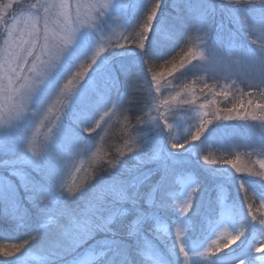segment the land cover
<instances>
[{
  "label": "snow or ice",
  "instance_id": "1",
  "mask_svg": "<svg viewBox=\"0 0 264 264\" xmlns=\"http://www.w3.org/2000/svg\"><path fill=\"white\" fill-rule=\"evenodd\" d=\"M188 2L192 7L189 31L195 35L188 36L186 47L180 50L178 62L175 58L166 60L160 71L146 69L145 75L152 72L151 79L147 81L149 87L155 82V93H159L161 79L165 75L171 76L186 64L191 65L188 71L193 74L214 71L227 51L229 57L235 56L237 64L250 70V79L258 83L249 86L258 88L259 93L255 100L251 98L253 93H247L249 99L242 100L239 106L233 104L223 119L244 120L250 117L264 125V0H227L226 3L220 0L219 11L226 15L228 23L232 25L231 29H227V50L224 35L218 33L214 41L212 38L209 17L210 13L217 11L215 0H201L194 7L191 0ZM100 7L107 8L109 5ZM165 7V0H155L150 9L147 7L141 31L136 33L138 40L131 41L143 53V64L153 59H163L156 53L167 43H175L174 29L165 16ZM39 8L44 10L42 17L38 15L36 4L25 9L20 0L0 3V26H6L8 36L5 47L0 49V93L10 101L15 98L14 119L19 121L0 123V154L9 157L0 159V168H7L9 176L18 177L21 187L28 193L23 198L26 203L22 202L17 186L0 175V203L4 205L0 209V217H3L0 225L5 229L0 231V241L17 240L15 243H0V257L11 258L4 259L3 264H9V261L56 264L54 258H60L63 264H256L257 261L264 264V218L257 221L253 215L249 219L251 205L245 209L241 200L229 211L223 204L218 221L207 224L206 228L202 222L201 229L211 232L215 239L205 236L201 250L195 246L190 248L186 242L189 235L185 236V226L196 215L193 203L196 189L191 188L184 200L170 194L165 198L161 194L162 186L172 176L168 163L171 152L199 141L206 126L212 123L206 118L200 121L195 131L190 132V139L186 138L183 142L173 139L170 143L173 125L166 116L161 118L163 123L157 117H152L149 123L154 134L148 143L153 146L154 154L149 160L138 159L136 167L124 173H110L97 180L91 187V196L79 211L64 206L67 196L62 172L73 157L82 153L86 138L81 130L90 134L97 132V129L103 131L102 123H107L105 118L111 119L117 114L113 109L124 107V99L120 97L121 75H127L131 68L122 66L117 72L109 62L100 69L98 61L108 51L103 46L97 47L91 55L82 49H72L81 29L97 26L93 23L97 17L92 15L95 4L77 3L73 13L69 12L67 0L41 4ZM52 17H55V22ZM219 27L221 31L226 29L223 23ZM200 32L208 36L203 41V47L198 43L201 40ZM241 32L254 37L253 43H257L258 47L239 44L237 37ZM113 47L124 49V44ZM85 58L90 62L78 64ZM77 67L83 70L76 71L67 83H63ZM132 88H135L133 79ZM221 94L225 98L229 95L227 91ZM176 95L178 97L180 93ZM53 96L63 119L53 132L51 142L37 151L32 144L33 122ZM152 99L156 101V111L172 109L170 99L161 100L154 93ZM245 103L248 107L241 115L239 107ZM26 111L31 114L25 115ZM51 111L49 107L48 112ZM203 115L207 117L208 113L204 112ZM214 118L221 119L218 112ZM165 146L169 149L168 154L164 151ZM129 151L133 150L129 148ZM204 160L208 164L221 162L207 156ZM239 161L240 157H236L223 163L231 165L236 172H247L250 177L264 180V171H252L246 165L241 166ZM108 163L111 165V161ZM146 163H155L156 169L144 171L142 166ZM256 163L264 170V159ZM157 173L159 178L154 179ZM240 181V187L245 188L246 182L243 179ZM248 190L245 188L246 194ZM67 193L71 194L72 189L67 188ZM261 198L264 199V196ZM173 200L178 201L177 204L173 205ZM28 204L39 206L38 216H33ZM105 211L109 214L107 219L102 215ZM189 211H192V216L184 219ZM226 214L229 217L227 222ZM165 215L169 223L163 222ZM93 216L97 219L93 220ZM62 218L66 219V223L61 222ZM228 225H234L232 232H229ZM9 229L18 235L13 236ZM101 232L105 233L104 239L96 240L95 234ZM37 238L43 241L38 248L34 247ZM192 239H196L195 233ZM209 239L211 243L206 244ZM88 240L94 243H87ZM237 241L239 244L233 248ZM68 254H72V259L64 261L63 257Z\"/></svg>",
  "mask_w": 264,
  "mask_h": 264
},
{
  "label": "trees",
  "instance_id": "2",
  "mask_svg": "<svg viewBox=\"0 0 264 264\" xmlns=\"http://www.w3.org/2000/svg\"><path fill=\"white\" fill-rule=\"evenodd\" d=\"M5 0H0V3H4ZM227 1L225 0V3ZM155 0H151V3L149 4V0H140V6L141 10H134V8H131L128 10V13L124 12L121 16V20L126 21V25L128 28H130V37L127 40L128 42H122L119 44H124V49L119 47H110L108 51L105 53L104 59L102 64L111 63L112 66L117 70V72L120 71L121 68L117 66L118 61L124 62V67L131 68V71L127 75H121V84H120V97L123 98L124 103V117L121 122H117L113 128H108L105 138L102 140V144L100 147H102L99 150V155L96 158H93L91 161L88 160V158L94 153V151L91 150L90 146H87L84 150H82V160H88L89 162L84 166L83 170L77 177V180L74 181L72 186H69V188L72 189V193L68 194L66 190V196L67 199L64 202V206L67 207L69 210H76L78 203L81 202L82 206L85 200H87L91 196V187L96 183V181L100 180L104 176L110 174V173H124L127 169L134 168L138 165V159H143L145 161H148L149 158L154 154L153 146H151L148 142L151 140L152 137V129H150L147 125V105L151 102V99L148 100L147 91L145 90V87L143 86L145 82H147V78L145 77L146 69L151 68L153 71H160L161 66L164 65L166 60H172L176 59L178 62L179 59V50H180V41L181 38L176 33L175 37V43H168L165 47H163L161 50H159L156 54L159 56H163V59H153L150 61H146L144 64L142 63L143 59V53L140 52V50L136 47L135 44L131 43L133 39H137L136 36L137 32L141 31V27L143 25V22L146 18V9L149 7L151 8L152 5H154ZM215 5L217 8L216 16L221 17V19H226L227 23L228 20L226 18V15L219 11L220 7V0H215ZM166 5L167 11H172L171 7H168ZM221 15V16H220ZM220 19V20H221ZM122 27V26H121ZM186 27V26H185ZM232 25L228 28L231 29ZM227 29L224 33L225 41L224 46L228 45L227 41ZM109 30V29H108ZM107 30V31H108ZM179 33L184 34L181 30ZM223 35V34H222ZM178 39V40H177ZM247 37L245 35L238 36V42L239 44L246 45L247 44ZM214 41V40H213ZM176 44L179 46L177 47ZM249 45V44H248ZM247 46V45H246ZM82 59V57H81ZM87 62H90L89 60L84 61H78V64H86ZM170 66V65H169ZM82 68H74L73 72L71 73L73 76L75 75L76 71H81ZM147 75V74H146ZM132 79L135 81V88H132ZM174 84L175 89L180 90L183 88H186L187 90L189 88H192L194 85L197 87L196 93L199 92V97H202L203 99H209L214 104H219L222 110L230 109L226 104L229 100H239L235 97L243 94L247 95V93L250 90H246L242 85L238 87V89H234L233 87H228V82L223 80L216 79L213 75L207 73V72H197L193 74L190 71L181 73L180 75L177 74L174 76ZM243 85L246 86V83L242 82ZM152 91L155 93V90L153 89V86L151 87ZM227 91L229 93L228 98L233 97L234 99H227L223 100L225 97L221 93ZM241 92V93H240ZM157 94V93H155ZM159 98L162 99V96L160 93H158ZM222 97V98H221ZM244 99V97L242 98ZM237 104V102H236ZM218 105V106H219ZM186 106V105H185ZM184 106V107H185ZM232 108V107H231ZM185 111H187V107L185 108ZM185 111H182L179 108L173 111H167L169 112L168 115H166L167 120L169 123L173 125V133L170 137V143L173 142V139L175 142H183L186 138L190 139V132L195 131L196 127L199 125L194 123V121L191 118H182L186 117L183 113ZM166 112V113H167ZM108 119V118H107ZM106 119V120H107ZM110 122V119L107 120ZM105 123L102 126V129L104 131ZM208 126V125H207ZM206 126V129H207ZM102 130L98 129L97 132L93 134L94 140L99 139L101 134L103 133ZM167 131V129L165 130ZM81 134L86 138V140L92 139L91 134H86V130H81ZM264 139V137H263ZM90 143H93V141H90ZM239 145H241V148H239L238 152L235 153L233 151V148L225 147L224 145L220 144V142L215 143L217 147L213 149L214 152L210 153L207 157L210 159H215L218 161H221L218 164H208L203 158L204 154H200L197 158L200 160L201 164L206 166L207 170H213L221 173L226 178L228 177H245L250 178L254 187H251L249 192L246 194L245 190H240L237 188V193L233 195L229 201L222 203V201H219V198H216L215 196H211L208 198L209 194L207 189H203V186H200L196 188V192L193 193V203H194V212L196 215L194 216V219L189 221L188 229H194L192 233H195L197 231L196 239L193 240L194 243H198L200 241H203L205 239V236H210V232H206L203 229H201V223H204V227H207V224L209 223H215L218 221V216L221 213V207L223 204H226V207L229 211L233 210L234 205L238 201H243L245 209L248 208L249 205L255 204V206H260V200L262 199L261 196H264V187L263 182L264 180H261L257 177H250L248 176L247 172H236L234 168H232L231 165L223 163L224 160L233 159L234 155L235 157L239 156L240 161L239 163L241 166L246 165L249 169L252 171H264L260 169L259 164L256 163L258 160L264 159V147H258L256 150H251L252 146L250 143L243 144L241 142H238ZM192 144V143H191ZM186 145L184 149H177L173 150L170 155V159L168 161L170 170H172V176L177 171V174L179 173H186L188 171V167H190L191 163L189 161H192L194 156H196L195 153H192V150H190L189 146ZM46 146L44 144L43 148ZM98 148V147H97ZM129 148H131L133 151H129ZM164 151L166 154L169 153V149L167 146L164 147ZM218 152V153H216ZM89 153H91L89 155ZM139 154V157L137 156ZM89 155V156H88ZM182 158V159H181ZM181 159L180 164L177 163V161ZM80 160V159H79ZM111 161V165L108 163ZM177 164L179 165V168L177 167ZM229 166H231L230 169ZM144 171H148L149 169H156L155 163H146L142 166ZM205 168V169H206ZM7 169L0 168V172L4 173L3 171ZM5 174H9L8 172ZM34 175V173H33ZM172 176H170L168 183L164 184L162 186L161 194L167 198V196L174 195L175 197L179 196V186H177L175 183H172ZM159 178V173H157L154 176V179ZM14 181L15 178L13 177ZM17 186L19 189L18 195L21 198L22 202L26 203L24 201L26 193L24 189L21 187V184L17 180ZM169 182L174 185H169ZM248 184V183H247ZM251 194V195H249ZM174 201V200H173ZM174 205V202H172ZM32 205V206H31ZM126 206V205H125ZM258 206V207H259ZM27 207L29 208L30 212L36 216L37 211L39 210V206L36 205V209L33 208V204H28ZM0 208H2L0 206ZM164 211V210H162ZM107 213H103V217ZM255 214L253 212V209L251 207V212L249 215ZM188 216H192V211H189L187 214ZM3 217H0V220H2ZM93 220H96L97 217L93 216ZM174 217L172 218V220ZM164 221L166 223H169V220L167 218V215H165ZM0 229L5 230L2 225H0ZM12 229H9L11 231ZM121 231V236H123V231ZM191 233V238H192ZM105 237V233H97L95 234V238L99 239ZM170 239V238H169ZM0 243H3L0 241ZM111 255V254H110ZM71 256L65 255L63 257V260H69ZM57 262H60L63 264L62 260L60 258H54Z\"/></svg>",
  "mask_w": 264,
  "mask_h": 264
},
{
  "label": "rangeland",
  "instance_id": "3",
  "mask_svg": "<svg viewBox=\"0 0 264 264\" xmlns=\"http://www.w3.org/2000/svg\"><path fill=\"white\" fill-rule=\"evenodd\" d=\"M5 2H7V0H5ZM20 2L23 3L25 9H27L29 5L36 4L38 6V9H39L38 15H40L42 17L44 15V10H43V8H39V5L59 3V0H20ZM165 2H166V5L168 7L172 6L171 7L172 11H167L166 7L164 8L165 16L168 18L169 24L174 29V33L175 34L177 33L178 36L182 40V41H180V50H181V48L186 47L185 41L188 40V36L189 35H195V34L190 33V31H189L190 22L192 19V7H190L188 0H165ZM199 2H201V0H191V5L194 7ZM67 3L69 4V12L70 13L74 12V9H75L77 3L85 4V5H87V4H95L96 5V8L92 12V15H93V17H97L96 19L93 20V23L97 26L94 28H91V29H89L87 27L81 29V31L77 34V39H76L75 43L72 45V49H82V50L86 51V53L88 55L93 54L95 52V50L97 49V47L103 46L107 49H110V47H112L113 45H116V44H119V43H122V42H125L126 40H128L130 37V28H128V26L126 25L127 24L126 21L121 20L120 18L124 12L128 13V10L131 8H134V10L136 9L138 11L141 10V7L139 8L140 0H114V2H113V0H67ZM112 3H113V7L111 6ZM104 4L109 5V7H107V8L100 7V5H104ZM97 14H99V15L97 16ZM217 16H216V12H214V13H210V17H209L210 23H211L212 29H213V31H212L213 40H215V37L218 33L224 35L226 29L228 28V23H227L226 19H221V17H217ZM52 20H53V22H55V17H52ZM72 23H73V25L76 24V21L74 18H73ZM222 23L226 26V29L224 31H221V29L219 27ZM230 25L231 24H229V26ZM5 27L6 26H0V49H3L5 47V40L8 39V36L6 34V31H5ZM180 30L182 32H184V34H182V33L180 34L179 33ZM198 35L201 38V40L198 41V43H200L201 47H203V41L207 40L208 36L204 32H200ZM242 35H245V33L241 32L238 34V36H242ZM245 36L248 39L247 44H246L247 46L253 47V48L258 47L257 43H253L254 37L250 38L247 35H245ZM169 37L171 40L172 39L171 33L169 34ZM175 37H176V35H175ZM166 45H164L163 47H165ZM225 49L226 50L228 49V45H226ZM180 50L178 52L179 54H180ZM105 53H103L104 56H105ZM104 56L101 57L100 61H98V64L100 65V69H102L105 65L104 63L102 64ZM179 58H180V56H179ZM82 59H83V57H82ZM86 60H88V58H85V60H82V61L85 62ZM178 61H179V59H178ZM193 63L195 64L197 62L193 61ZM117 66L119 68H121L122 66H124V62L118 61ZM190 67H191V65L186 64L185 67L181 68L179 71L173 72L171 76L165 75L160 81L161 91L159 93L162 96V99H170V103L172 104L171 111L176 110L179 107L182 111H185V108L187 107V111H185L183 113L184 115H186V117H182V118H185V119L191 118L194 121V123H196V124L200 123V121L205 119V118L208 120H211L212 123H210V124H213V125L215 124V128L213 129L214 134L218 135L223 140L225 138H228L229 136L237 133V132H242L243 137L249 138L251 136H254V133L256 132V130L264 129L262 122L260 120H252L250 117L247 119H244V120H241V119L225 120V119H223V116L226 114L227 111L221 109V107L219 105L221 102V99L219 100V104H217V105L214 104L209 99H206V100L203 99L202 100V97L197 96V95H199V92L196 93L197 87L195 85L192 88H189L188 90L186 88H183L180 90L175 89V84H174V79H173L174 76L177 74L180 75L181 73L187 72ZM240 69H241V65L237 64L235 56L229 57V55L227 54V51H226L224 58H223L222 62L219 64V66H217L214 71H208L207 73L213 75L219 81L225 79L229 84L228 87H231L233 85L235 78L238 77ZM247 72L250 76L251 73H250L249 69H247ZM151 74H152V72L149 71V72H147V75H145V77L147 78V81L151 79ZM245 74H246V72H245ZM72 76H73L72 74L70 76H68V78L65 79L63 81V83H67V80L71 79ZM245 78H247L246 75H245ZM246 81L249 84H253V82L249 79H246ZM143 86L145 87V90L149 94V95H147L148 100L151 99V102L149 103V105H147L148 116H147L146 122H147L148 127L150 129H152L151 123H149L151 121V118L157 117L159 119L160 123H163V119H161V118L168 115L169 112H167L163 109L159 112L156 111L155 110L156 101L152 99V94L154 93L152 91V88L149 87L148 82H145V84ZM152 86H153V89L155 90V87H156L155 82H152L151 87ZM100 87L102 88L103 85L101 84ZM250 87H251V89L254 88L252 86H248V85L246 86V88H250ZM177 93H180V95L178 97L176 95ZM155 96H157L159 98L158 93L155 94ZM223 98H224L223 100H226L225 97H223ZM251 98L254 100L257 99L255 97H251ZM159 99H161V98H159ZM227 99H228V96H227ZM248 99H249V97L247 99H239L237 101L229 100L226 105L229 108H231V107H233V104H236V102H237V104L239 106V104L242 100L247 101ZM184 101H191V103H184ZM14 103H15V98H13L10 101L6 98V96L3 93H0V123H4V122H16V123H18L19 122V121H15V119H14L15 118V112L13 110V104ZM201 106H206V107H201ZM49 107L52 108L51 113L48 112ZM247 107H248V105L246 103L243 104L242 107H239V111H240L241 115L244 114V111ZM58 108H59V106L56 105V97L53 96L52 99L45 106V108L41 112V114L37 118H35V120L33 122V127H32V133L34 134V139L32 140V144H33V147L35 148V150L41 151L43 149L44 144L47 145L51 142L53 132L56 131L59 123L63 119V116L58 111ZM112 111H115L117 114L112 116V118L110 119V122H108L107 121L108 119L105 118V119H107L106 120L107 123H105V125H104L105 126L104 131L101 134L100 138L99 139L97 138L94 140V137H93L94 133H91L92 139L88 138L86 140V144L83 147L84 150L87 146H90L91 150L94 151V153L88 158V160H90V161L93 158H96V156L98 157L99 153L101 152L100 149L102 147H100V145L102 144L103 138H105V136H106L108 128L109 129L113 128V126H115V124L117 122H121L123 117H124V108L113 109ZM204 112L208 113L207 117H205L203 115ZM217 112H218L219 116L221 117V119H215L214 118V114H216ZM30 114H31L30 112H27V111L25 112V115H30ZM257 114H259V110H257ZM57 117H59V119ZM103 124L104 123H102V126H103ZM210 124H208L206 132L212 130L213 125L211 126ZM256 124L262 125V126L257 127ZM220 125H222V126H220ZM50 129H51V131H49ZM151 132L153 135L154 134L153 129ZM86 134H90V133L86 131ZM205 134L206 133L204 132V134L201 136L199 141L193 142L189 146L190 147L189 149L192 150V153H196L200 149V145H203L201 143L203 140L206 139ZM238 135H240V133ZM237 136L230 137L229 140H239L240 138L236 139ZM90 141H93V143H90ZM234 142H237V141H234ZM229 143L231 144L230 148L231 149L233 148V151L235 153H237L239 148H241V145H239L238 142L234 143V144H232V142H229ZM232 145H235V147ZM9 146H11V144ZM203 148L204 147H201V149H203ZM99 150H100V152H99ZM17 154H20V153L17 152ZM81 154L79 156L73 157L70 160L69 164L67 165L66 169L62 172V178L66 184L65 192H66L67 188H69V186H72L74 181L77 180V177L79 176V174L83 170L84 166L89 162L88 160H82ZM90 154L91 153H89V155ZM235 156L233 159L236 158ZM237 157H239V156H237ZM7 158H9V157L4 156L3 154H0V159H7ZM181 159H179L177 161L178 164H180ZM178 164H177V167L179 168ZM180 165H182V164H180ZM230 168H231V166H229L228 169H230ZM4 169H7V168H4ZM77 169H79V171H77ZM25 171H30V170L25 169ZM3 172L4 173L0 172V175L6 177L7 179H10L16 186H17V182H16L17 180L21 184V180L18 177L9 176V174H5L7 172L9 173L8 169L6 170V172H5V170ZM173 175L176 176V179L174 180L172 178V183H175L177 186H179V193H178L179 196H177L176 199H178V200L187 199V197H186L187 192L191 191V188H195L194 177L192 175H189V174H183V173L177 174V171ZM13 177L15 178L16 181H14ZM227 179L228 178L219 177V176L211 177V193L213 192V196H215L216 198H219V201L220 202L222 201L223 203L227 200V196H228V191H227L228 189L226 188V186L229 183V180H227ZM230 181H234V180H230ZM240 182H241L240 180H237V182H236L237 187H239V188H241ZM262 184L264 187V182ZM170 185H174V184H171L169 182L168 186H170ZM17 188H18V186H17ZM245 188H247V187L245 186ZM248 192H249V190H248ZM249 195H251V194H249ZM25 196H27V194ZM85 202H86V200L84 201L83 206H82L81 202H79L75 211H79V209L83 208L85 206ZM173 202L175 205V204H177L178 201L174 200ZM0 206L2 208L4 207V205L2 203H0ZM258 206H255V204L251 205L253 212L255 214L249 215V217H248L249 219H251V217L253 215L256 216L257 221L260 218H264V199L260 200V206L259 207ZM2 208H0V209H2ZM33 208L36 209L35 204H33ZM105 212L107 214L104 216V218L107 219L109 214L107 211H105ZM38 214H39V210L37 211L36 216H38ZM102 215H103V213H102ZM183 218L187 219V216H185ZM219 219H220V215L218 216V220ZM174 220H175V217H174L173 221ZM225 220H226V222L229 220V217L227 216V214L225 216ZM61 222L66 223V219L62 218ZM113 223L115 224V221H113ZM232 226L234 227V225H232ZM232 226L228 225L229 232L233 231ZM185 227L187 228V232H188V225H186ZM221 230L222 229H218V231H221ZM0 231H4V230H0ZM174 231H175V224L173 222V232ZM9 232L13 236L18 235L17 233L14 232V230H11ZM53 232H54V229H53ZM187 232L185 233V236H188ZM210 236H211V239H215V236L212 235L211 232H210ZM13 238H16V237H13ZM101 239H104V237L96 239V240H101ZM211 239L207 240L206 244L211 243ZM2 242L3 243H15V242H17V240L12 239V240L2 241ZM186 242L190 248L195 246V247L201 248V250H203L202 247L205 243V241H204L202 244L197 246L196 243L195 244H189L188 239ZM42 243H43V241L40 240V238H37V241L34 242V247L38 248L40 246V244H42ZM87 243H94V241L88 240ZM87 243L85 244V246H87ZM238 244H239V241H237L235 245H232V247L234 248ZM262 246H264V245H262ZM254 254L257 256L261 255V253H254ZM220 255H223V253H220ZM68 256H71V258L69 259V260H71L72 254H68ZM211 258H213V257H210V259ZM4 259H11V258L0 257V264H3ZM9 264H21V261H9ZM56 264H62V263L57 262ZM218 264H226V262H218ZM256 264H259V261H257Z\"/></svg>",
  "mask_w": 264,
  "mask_h": 264
}]
</instances>
